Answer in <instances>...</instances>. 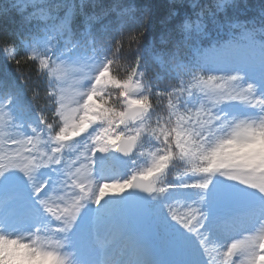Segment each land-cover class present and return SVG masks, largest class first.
Here are the masks:
<instances>
[{
    "label": "clouds",
    "instance_id": "1",
    "mask_svg": "<svg viewBox=\"0 0 264 264\" xmlns=\"http://www.w3.org/2000/svg\"><path fill=\"white\" fill-rule=\"evenodd\" d=\"M168 3L176 6L169 17L175 22L159 38V48L137 0H84L78 19L82 25L85 17L115 6L105 22L118 26L125 20L142 35L145 48L158 53L182 43L196 77H223L194 90L182 138L169 141L171 158L146 181L151 192L133 190L99 206L95 202L105 176L121 182L150 166L145 149L126 156L110 148L97 157L95 175L74 178L79 188L67 187L72 178L48 167L60 148L67 153L83 144L87 154L91 146L90 136L74 143L57 140L60 132L68 137L80 126L88 86L79 75L57 80L38 72L47 86L43 102L34 92L30 107L11 92H0L6 110L0 113V264L21 256L40 264H264V2L247 19L237 15L241 0ZM185 6L189 12L181 14ZM125 9L127 15L119 17ZM30 38L29 33L19 44L0 39L4 60L19 63L9 49L19 55ZM197 49L218 59L197 65ZM148 67L150 75L156 72ZM113 69L124 75L121 63ZM209 167L210 172L199 171ZM185 182L207 187L168 191ZM105 205L119 210L101 211ZM189 207L195 219L185 228L192 218L176 220L173 214L182 216L180 209Z\"/></svg>",
    "mask_w": 264,
    "mask_h": 264
},
{
    "label": "snow or ice",
    "instance_id": "2",
    "mask_svg": "<svg viewBox=\"0 0 264 264\" xmlns=\"http://www.w3.org/2000/svg\"><path fill=\"white\" fill-rule=\"evenodd\" d=\"M83 6L84 0H17L4 11L14 9L21 17V26L30 31L31 38L25 41L22 49L27 60L33 63L38 60L39 68L49 78L61 80L76 74L81 77L79 82L88 86L78 130L68 137L60 132L57 140L72 141L74 137L87 133L86 137L91 138L87 153L91 155L80 153L71 158L60 148L55 161L48 165L55 174L72 178L67 187H80L74 179L77 176L95 175L97 157H102L110 148L114 147L126 156L138 148L145 149L149 155L150 166L122 182L114 180V172L110 174L114 182H109V177L105 176L106 182L99 186L95 196L99 206L109 194L119 196L126 189L152 191L146 181L161 171L171 158L169 141L177 144L182 138L183 121L192 114L189 109L194 110L189 104L195 96L194 90L208 87L223 77H196L194 64L189 62L182 43L177 44L174 51L158 53L145 48L142 35L131 30L125 20L121 19L118 26L105 22L109 12H116L115 6L102 15L85 17L81 25L78 19L84 15ZM128 11L122 10L117 15L125 17ZM8 54L11 56L10 52ZM194 59L195 64L200 65L218 57L201 54L197 49ZM116 63L124 66V75L113 74ZM149 64L156 67L154 74L150 75ZM189 75L193 79H187ZM5 87V80L0 79V89ZM109 89L118 91L119 96L114 99ZM4 112V106L0 105V113ZM25 143L31 144L32 141L26 140ZM211 170V167L199 169L200 172ZM206 187L207 184L185 182L170 185L168 191ZM58 192L53 189V195ZM118 210L108 209L106 205L101 209L109 213ZM180 211L182 216L173 214V218L182 221L191 217L184 224L185 228L190 227L195 219V209L181 208Z\"/></svg>",
    "mask_w": 264,
    "mask_h": 264
},
{
    "label": "trees",
    "instance_id": "3",
    "mask_svg": "<svg viewBox=\"0 0 264 264\" xmlns=\"http://www.w3.org/2000/svg\"><path fill=\"white\" fill-rule=\"evenodd\" d=\"M113 0H104L105 4L111 3ZM264 0H241L240 8L237 11V15L241 19H247L249 17L258 14L260 3ZM137 3L142 6L141 19L145 21L146 26L149 28L151 36L156 39L157 47H163L159 43V38L166 37L168 29H170L175 20H170L171 11L176 8L175 5H169L168 0H137ZM12 2L9 0H0V39L8 37L10 40H15L17 44L30 33L27 27L21 26V17L16 11L10 10L5 13V9H9ZM181 14L188 13L187 6L179 9ZM11 55H15L16 59L20 60L17 64L15 60L6 61L3 58V52L0 51V79L5 80L6 87L0 89L2 91H9L17 96V100L25 106L30 107L32 101L31 95L35 92L38 103L43 102V92L47 86L45 81L42 80L37 73L42 70L39 68V61L33 63L24 56L23 50L19 55L16 54L15 49H9ZM114 75L118 72L114 71ZM118 75H123L119 73ZM178 83V81L176 82ZM110 92L116 90L109 89ZM38 106V104H37Z\"/></svg>",
    "mask_w": 264,
    "mask_h": 264
},
{
    "label": "rangeland",
    "instance_id": "4",
    "mask_svg": "<svg viewBox=\"0 0 264 264\" xmlns=\"http://www.w3.org/2000/svg\"><path fill=\"white\" fill-rule=\"evenodd\" d=\"M9 1H11L12 4L17 3V0H9ZM97 126H93V127H97ZM89 131H91V128L89 129ZM86 136H87V133H82L81 136L74 137L72 139V141H69V143H74L77 140L83 141ZM88 143H89V145H91V141H88ZM84 152H85V150L83 148V144H81L74 152L73 151L67 152L66 155L67 156H71V158H75L76 155H79L80 153H84ZM87 155H91V153L88 152ZM81 159H83V157H81ZM126 191H127V189L119 196L113 195V194H109V196L105 197V199H110V198L111 199H118L120 196L126 195ZM11 264H40V261L39 260H30L29 258L21 256V257H18V258H14L11 261Z\"/></svg>",
    "mask_w": 264,
    "mask_h": 264
},
{
    "label": "water",
    "instance_id": "5",
    "mask_svg": "<svg viewBox=\"0 0 264 264\" xmlns=\"http://www.w3.org/2000/svg\"><path fill=\"white\" fill-rule=\"evenodd\" d=\"M130 191H132V190H130V189H129V191H128V192H130Z\"/></svg>",
    "mask_w": 264,
    "mask_h": 264
}]
</instances>
